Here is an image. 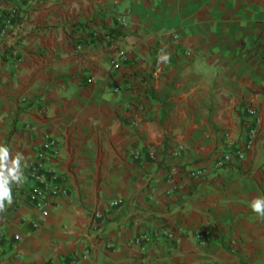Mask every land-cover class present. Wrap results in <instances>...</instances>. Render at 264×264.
I'll list each match as a JSON object with an SVG mask.
<instances>
[{"label":"crops","instance_id":"crops-1","mask_svg":"<svg viewBox=\"0 0 264 264\" xmlns=\"http://www.w3.org/2000/svg\"><path fill=\"white\" fill-rule=\"evenodd\" d=\"M0 3V264H264V0ZM51 140L67 192L43 216L29 172Z\"/></svg>","mask_w":264,"mask_h":264},{"label":"built area","instance_id":"built-area-1","mask_svg":"<svg viewBox=\"0 0 264 264\" xmlns=\"http://www.w3.org/2000/svg\"><path fill=\"white\" fill-rule=\"evenodd\" d=\"M23 2H29L30 0H20ZM123 23H125V19L122 20ZM0 25H2L0 30V46L3 44L4 39L7 37V35L10 32L11 26H12V17L8 16L5 18L4 16V9L2 3H0ZM78 51L83 50V45H78L77 47ZM13 56L16 54H12ZM162 57H166V51L165 49L159 50V59H162ZM121 59L113 60L112 65L113 67H119L121 64ZM251 114H256L255 109H250ZM250 140L246 143L244 150L239 151H231L223 154L220 156L215 164L214 167L216 170L223 169L226 167L229 163L232 162L233 159H243L245 156L246 151L251 150L255 140L258 138V131L257 130H251L249 135ZM59 156V148L57 147V143L54 140L49 141L48 143L44 144L42 147V150L40 152V159L37 161L30 169V177L32 179V182L34 183V188L30 192V198L32 202L34 203L35 207L38 208V210L41 211L43 216H47L49 214L48 208L53 203L54 199L60 195L66 194V188L61 183L59 174L54 171L47 169V164L52 160ZM208 173V168H200L197 170H194L191 172V176L194 178L203 177ZM123 203L122 200H117L111 203L110 207L114 208L117 206H120ZM105 217L104 213H97L96 218L102 219ZM153 235L155 238H161V237H167L171 240H178L181 235H179L175 230L171 228H163L161 230L153 231ZM149 234H143L140 237H138L135 241L132 243L140 244L143 241H149L152 239ZM209 231L206 230H200L196 233L195 237L198 241V243L202 247H206L209 244Z\"/></svg>","mask_w":264,"mask_h":264},{"label":"clouds","instance_id":"clouds-1","mask_svg":"<svg viewBox=\"0 0 264 264\" xmlns=\"http://www.w3.org/2000/svg\"><path fill=\"white\" fill-rule=\"evenodd\" d=\"M162 59H167V57H162ZM0 159L6 162L8 159V148L5 146H0ZM9 175L12 174V170H8ZM21 179V177H16ZM7 200L9 203L12 201L11 188L8 185V177L5 176L2 182H0V207H3V201ZM254 212L261 216H264V198H258L252 202L251 205Z\"/></svg>","mask_w":264,"mask_h":264},{"label":"trees","instance_id":"trees-1","mask_svg":"<svg viewBox=\"0 0 264 264\" xmlns=\"http://www.w3.org/2000/svg\"><path fill=\"white\" fill-rule=\"evenodd\" d=\"M111 33H113V34L116 35V36H118V35L120 34V33L117 32L116 30H112ZM59 259H60L61 261H63L64 264H70V263H71V260H72V258L69 257V256H60ZM47 264H54V261L51 260V261H49Z\"/></svg>","mask_w":264,"mask_h":264}]
</instances>
